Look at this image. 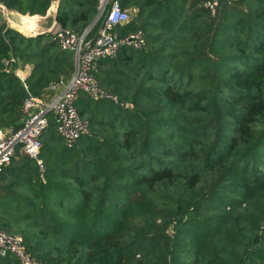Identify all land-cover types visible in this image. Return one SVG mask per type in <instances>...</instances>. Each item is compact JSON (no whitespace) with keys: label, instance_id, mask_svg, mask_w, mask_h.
Returning a JSON list of instances; mask_svg holds the SVG:
<instances>
[{"label":"trees","instance_id":"trees-1","mask_svg":"<svg viewBox=\"0 0 264 264\" xmlns=\"http://www.w3.org/2000/svg\"><path fill=\"white\" fill-rule=\"evenodd\" d=\"M55 1L59 25L78 35L98 15L99 0L0 5L43 16ZM119 2L133 13L120 34L142 30L147 48L123 46L92 74L120 105L81 92L76 107L91 136L73 148L48 115L45 182L37 161L21 156L37 175L19 180L25 197L0 187L1 229L42 264H264V0H221L213 16L205 0ZM75 64L51 34L24 36L0 16V130L25 120L17 71L33 67L25 84L42 98ZM61 142L73 153L42 158ZM188 222L195 230L178 231ZM0 264L20 263L0 255Z\"/></svg>","mask_w":264,"mask_h":264},{"label":"built area","instance_id":"built-area-1","mask_svg":"<svg viewBox=\"0 0 264 264\" xmlns=\"http://www.w3.org/2000/svg\"><path fill=\"white\" fill-rule=\"evenodd\" d=\"M98 3L99 18L92 29L100 25L94 36L90 35L92 29L78 35L71 29L62 28L60 25L51 33L52 40L59 45L62 51L73 52L74 60H76L75 70L70 80L62 79L61 82L52 83L49 86L48 90L53 93L63 89L54 98L44 100L31 95L26 99L25 120L17 132L7 133L0 130V173L15 157L18 148L26 156L35 159L41 170H44L40 155L43 147L41 136L49 125V114L57 118L58 133L67 147H75L84 135L91 136L88 121L79 116L76 107L81 92H85L95 101L108 100L115 105H120L118 97L101 87L92 71L101 59L116 57L123 46L137 51L145 50L147 48L146 35L142 30L126 35L120 34L119 27L131 23L133 13L130 10H124L119 0H99ZM220 6L221 0H205L204 3L205 9L212 16L216 15ZM0 10L3 12L1 18L6 20V8L0 5ZM21 73V70L17 71L20 80L25 83V78ZM25 87H27L26 84ZM0 255L2 257L14 255L20 264H42L28 253L21 236L9 234L1 227Z\"/></svg>","mask_w":264,"mask_h":264},{"label":"crops","instance_id":"crops-1","mask_svg":"<svg viewBox=\"0 0 264 264\" xmlns=\"http://www.w3.org/2000/svg\"><path fill=\"white\" fill-rule=\"evenodd\" d=\"M8 10L9 15L11 16L13 13H15L14 11L6 8ZM6 11V10H5ZM6 16H7V21L9 24H11L10 19L8 18V14L7 12H5ZM11 27L14 28V26L11 24ZM33 67L32 66H27L26 70L22 71L21 75L26 79V77H28L32 71ZM63 90V89H62ZM62 90L60 89L57 93H53L51 91H47L45 93V96L42 97V99L44 100H50L51 98H54V96L59 95ZM7 133L10 132L6 131ZM25 154H23V152L21 150H19V154H15V157L13 158V160L10 162V164L8 166H6V168H4V170L2 171V173L0 174L1 176V181H0V187L1 190L3 192V194L5 195H9L12 197H17L19 198V193L22 194V197H25L26 193H24V190L21 188H18L17 185H19V180H21V182L23 180H27L29 178L30 175L36 176V172H37V165L35 160L31 159V158H25L22 159L21 156H23ZM42 170L39 169V174L42 177L43 181L45 182V178H44V174H42L41 172ZM12 201H14V203L9 202L8 206H12V207H17L18 209H23L25 208L26 204L25 202H19V200H15V199H10ZM9 199L7 201H10ZM24 200V199H22ZM6 201V202H7Z\"/></svg>","mask_w":264,"mask_h":264},{"label":"water","instance_id":"water-1","mask_svg":"<svg viewBox=\"0 0 264 264\" xmlns=\"http://www.w3.org/2000/svg\"><path fill=\"white\" fill-rule=\"evenodd\" d=\"M59 6V1L53 2L51 7L48 9L47 13L43 16L29 14L22 15L15 12L11 16L8 14V18L12 23L17 25V27H14V29L23 34L24 36H43L44 34H51L54 29L59 25V23L57 22ZM98 18L99 15H97L92 25L86 31L92 29V27L97 23ZM24 89L25 98L27 99L31 97L28 88L25 87Z\"/></svg>","mask_w":264,"mask_h":264},{"label":"rangeland","instance_id":"rangeland-1","mask_svg":"<svg viewBox=\"0 0 264 264\" xmlns=\"http://www.w3.org/2000/svg\"><path fill=\"white\" fill-rule=\"evenodd\" d=\"M6 12H7V14H9L8 13V10L6 9ZM0 14L2 15L3 14V12H1V10H0ZM0 15V16H1ZM4 20V22H6L10 27H11V24L15 27V25H14V23H12L11 22V24H9L8 23V19H3ZM137 51V50H136ZM63 151H66V152H68V153H73V151L74 150H69V149H67V148H65V146H64V144H63V142H61V144L59 143L58 144V146L55 148V149H51V150H49V151H47V153L46 154H42V158L43 159H46L47 160V158H48V162L49 161H52V160H56L57 161V156L58 155H62L63 154ZM65 152V153H66ZM56 161L53 163V168L55 167V164H56ZM116 200H117V198H111V200H110V203H109V207H114V205L116 204ZM220 205V204H219ZM214 208L215 209H217L216 208V204H214ZM204 216V215H203ZM216 221H217V219H214L213 221H212V223H216ZM180 228H178V231L180 230V229H192V230H195V228L194 227H192L191 225H190V222H188V223H184V224H181V226H179Z\"/></svg>","mask_w":264,"mask_h":264},{"label":"bare ground","instance_id":"bare-ground-1","mask_svg":"<svg viewBox=\"0 0 264 264\" xmlns=\"http://www.w3.org/2000/svg\"><path fill=\"white\" fill-rule=\"evenodd\" d=\"M15 25V27H17V25L16 24H14ZM23 75V74H22Z\"/></svg>","mask_w":264,"mask_h":264}]
</instances>
